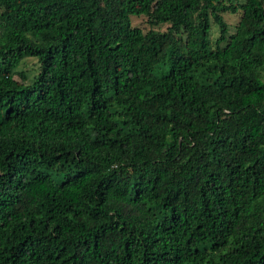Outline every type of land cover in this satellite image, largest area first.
Segmentation results:
<instances>
[{"label": "trees", "instance_id": "16d2710c", "mask_svg": "<svg viewBox=\"0 0 264 264\" xmlns=\"http://www.w3.org/2000/svg\"><path fill=\"white\" fill-rule=\"evenodd\" d=\"M0 264H264V0H0Z\"/></svg>", "mask_w": 264, "mask_h": 264}, {"label": "rangeland", "instance_id": "374dc122", "mask_svg": "<svg viewBox=\"0 0 264 264\" xmlns=\"http://www.w3.org/2000/svg\"><path fill=\"white\" fill-rule=\"evenodd\" d=\"M238 17H239L238 14L225 15V19H226L227 21L231 22L232 24H234V23L238 20ZM140 20L144 23V18H141V17H140V18H135V19H134V21H135L137 24L140 23ZM166 25H167L166 23L163 24V25H161V26H160V29H161V30H164L165 27H166ZM31 63H32V60H31V59L27 60V62H26V66H24L25 69H23V66L21 67V69H23V70H28V68H29V66H30ZM16 76L18 77V75H16Z\"/></svg>", "mask_w": 264, "mask_h": 264}]
</instances>
